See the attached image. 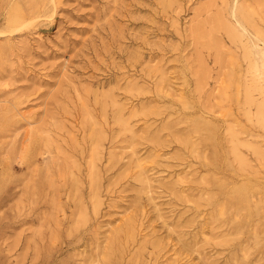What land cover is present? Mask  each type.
<instances>
[{"label":"rangeland","instance_id":"obj_1","mask_svg":"<svg viewBox=\"0 0 264 264\" xmlns=\"http://www.w3.org/2000/svg\"><path fill=\"white\" fill-rule=\"evenodd\" d=\"M0 264H264V0H0Z\"/></svg>","mask_w":264,"mask_h":264},{"label":"bare ground","instance_id":"obj_2","mask_svg":"<svg viewBox=\"0 0 264 264\" xmlns=\"http://www.w3.org/2000/svg\"><path fill=\"white\" fill-rule=\"evenodd\" d=\"M236 1V0H235ZM234 7H235V4H234ZM236 8V7H235ZM235 14H236V12H235ZM220 18V17H219ZM247 24V23H246ZM254 26V25H253ZM251 27V26H250ZM255 27V26H254ZM231 28V27H230ZM236 29V28H235ZM255 29V28H254ZM247 30V29H246ZM256 33V32H255Z\"/></svg>","mask_w":264,"mask_h":264}]
</instances>
